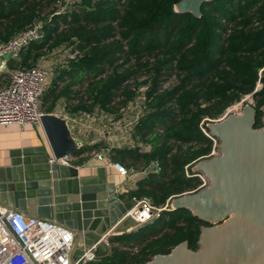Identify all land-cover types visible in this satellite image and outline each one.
I'll use <instances>...</instances> for the list:
<instances>
[{
  "label": "trees",
  "instance_id": "1",
  "mask_svg": "<svg viewBox=\"0 0 264 264\" xmlns=\"http://www.w3.org/2000/svg\"><path fill=\"white\" fill-rule=\"evenodd\" d=\"M179 1L0 0V44L42 23L41 38L18 58H10L8 69L37 66L62 45L82 54L69 57L56 74L42 97L45 113L53 112L66 97L78 99L72 113L99 109L107 117L115 113V119L124 118V105L138 94L127 85L129 79L138 72L151 73L146 91L149 110L130 127L131 137L151 144V149L113 147L117 153L111 155L127 167L157 164L128 196L148 197L159 207H169L172 199L202 183L199 175H192L198 173L192 167L213 150V138L203 131H211L209 119L222 116L255 91V127L264 126V0L207 1L200 17L176 11ZM257 21L263 24L258 29L252 27ZM133 57L135 64L128 65ZM170 69L177 72L179 83L162 88L172 75ZM84 79V90H74ZM67 80L61 87L59 82ZM258 81L262 88L256 90ZM120 93L124 99L117 103ZM98 147H81L74 154ZM169 208L138 230L113 236L112 254L86 264H144L183 241L198 249L202 227L210 223L188 208ZM120 244L138 250L132 255Z\"/></svg>",
  "mask_w": 264,
  "mask_h": 264
},
{
  "label": "water",
  "instance_id": "2",
  "mask_svg": "<svg viewBox=\"0 0 264 264\" xmlns=\"http://www.w3.org/2000/svg\"><path fill=\"white\" fill-rule=\"evenodd\" d=\"M207 1L213 0H180L175 10L200 17ZM11 56L0 53V73L7 71ZM256 114L255 106L247 105L208 125L220 141L219 154L197 162L193 170L209 185L172 203V209L188 208L210 223L202 227L199 248L183 241L144 264H264V126L255 127ZM41 127L45 139L39 145L11 150L10 163L0 167V202L72 229L73 260L79 264L95 244L97 258L112 254L111 232L136 223L132 217L121 221L135 200L121 197L105 166L81 175L78 166L58 161L83 147L68 118L44 112Z\"/></svg>",
  "mask_w": 264,
  "mask_h": 264
},
{
  "label": "built area",
  "instance_id": "3",
  "mask_svg": "<svg viewBox=\"0 0 264 264\" xmlns=\"http://www.w3.org/2000/svg\"><path fill=\"white\" fill-rule=\"evenodd\" d=\"M41 36L42 23H37L9 42L0 44V53L10 52L11 58H18L24 48L32 41L40 39ZM7 72L8 83L6 86H0V124L41 125V117L44 113L41 102L49 86L51 75L49 69L37 65L30 68H7ZM231 113L235 111L228 108L219 119H209L212 121L210 123L219 122ZM206 134L218 141L211 133ZM218 154L219 142L216 143L209 157ZM96 156L103 158L102 153H97ZM71 159L72 157L66 156L58 161L70 163ZM53 161L52 159L51 162ZM113 166L123 181L130 177L131 171L126 166L118 162ZM149 167L143 168L141 173L147 175L150 171ZM192 175H199L202 179L198 189L209 185V180L204 174ZM133 200L135 205L126 212L121 221L132 217L138 224L150 222L168 206H156L148 197H135ZM125 228L126 231H118L116 228L111 235L130 232L133 226ZM75 240V232L67 226L42 217L28 216L21 210L0 202V264H79V261L73 260ZM108 244L113 245L111 241H108ZM95 248L96 244L91 247L90 252L85 254V264L98 259L92 252ZM135 250H138L137 247Z\"/></svg>",
  "mask_w": 264,
  "mask_h": 264
},
{
  "label": "crops",
  "instance_id": "4",
  "mask_svg": "<svg viewBox=\"0 0 264 264\" xmlns=\"http://www.w3.org/2000/svg\"><path fill=\"white\" fill-rule=\"evenodd\" d=\"M1 74L2 72L0 73V76ZM55 76L49 78L48 88L51 86L53 80L55 79ZM67 82H69V80H67L66 82H59V84L62 87ZM7 83L8 78L5 81L0 79V86H6ZM73 89L77 90V85H74ZM77 102L78 99L76 98L68 99L66 97H63L57 102L54 111L51 113H55L69 119L73 134L75 136H78L82 140L83 147H95L97 145H99V147L94 148L93 150L85 151L84 153L78 155L74 154V156L70 160V163L80 168L81 175L96 174L100 166H105L108 177L110 178L109 180H116L118 191L121 194V197L124 200H131L128 196L129 191L136 189L138 182L146 176L145 173H141L143 168L139 171L134 167H128V169H130L131 171V175L128 179L123 181V178L118 174L117 169L113 166V164L116 162L112 159L111 155L107 154L108 152H106L109 150L108 147L104 149V147L102 148L100 145L102 141H107V144L113 147H117V143L123 137L122 131H118V135L116 134L115 130L118 127L116 123H113V132L110 131V128L107 130L97 128V123H90V121L85 120V111L72 113L71 109ZM93 120H97V118ZM124 125L126 127L128 126L126 124ZM40 138H42L43 140L45 139L41 125H34L31 123L0 124V167H3L10 163L9 153L11 150L39 145L41 143ZM101 149L104 151L102 152ZM97 153H102L103 158H98L96 156ZM126 230V228L121 230L118 229V231ZM132 230H134V227ZM110 251H112V248Z\"/></svg>",
  "mask_w": 264,
  "mask_h": 264
},
{
  "label": "rangeland",
  "instance_id": "5",
  "mask_svg": "<svg viewBox=\"0 0 264 264\" xmlns=\"http://www.w3.org/2000/svg\"><path fill=\"white\" fill-rule=\"evenodd\" d=\"M74 1H76V0H70V4ZM64 8H65V6H63V9ZM232 25H234V23H232ZM229 26L231 27V25H229ZM261 26H263V24L260 23L259 21L255 22L252 25V27L257 28V29L260 28ZM230 32H231V29L228 30V34ZM226 34H225V32L223 33V35H225V36H226ZM71 48L72 47H68L67 45H62L61 47L55 49L54 51L44 55L40 59V61H39L40 64L38 63V65L45 66L50 71V74H51L50 77L51 78L54 77L58 73L59 70H61L62 68L67 66V60L69 59V57H73L75 55H82V54H77V52L73 54ZM135 62H136V59H135V57H133L131 59V62L128 63V65L129 64L134 65ZM170 71L172 72V75L162 82V84H161L162 88L173 87L174 85L179 83V78L177 76V72L175 70H171V69H170ZM261 72H262V70L260 71V73ZM150 76H151V73L138 72L135 76H133L132 78L129 79L127 85H129L130 88L133 90L137 89L138 94L135 97V99L129 101L128 104L124 105V106H126L124 108V111H123V113H125L124 118L114 120L115 117L118 116V114L113 113L112 115H110V117H107L106 113H104L102 110L96 109L95 112L92 114L85 113V120L90 121V123H97L98 124L97 128H100V129L107 130L110 128V131H112V132L114 131L113 123H116L118 125V127L115 130L116 134L118 135V131H122V136H123L122 139L117 143L118 144L117 147L128 146V147L134 148V147L138 146L139 150L141 152L149 151L151 149V144H149V143L147 144L146 142H141V143L136 142V140L131 137L132 136V130L130 127H131V125L133 127L134 123H136L138 121V119H140L143 116V114L147 110H149L148 105H149L150 99H147L146 91L151 84V78H149ZM7 78H8V72L7 71L3 72V74L0 76V79L3 81L7 80ZM144 81H147V82L142 83L140 86H137L138 83L144 82ZM86 83H87V81H85V79H84V81L81 84L77 85V89L84 90V88L87 85ZM261 88H262V83L260 81H258L256 90L261 89ZM122 99H124V95L122 93H120V96H119V98L116 99V102L119 103ZM247 105L255 106V100L252 96H250V94L244 96L241 100L237 101L236 103L231 105L229 108L232 111H235V113H241L243 111L244 107ZM231 114H233V113H231ZM220 117H218L216 119H219ZM96 118H97V120H93ZM124 124H126L128 126L126 127ZM203 131H204V133L208 132L207 129H204ZM119 139H120V137H119ZM216 140H218V139H216ZM106 142L107 141H102L100 145L102 148L104 147V149L106 147H108L109 150L106 151V152H108L107 154L111 155L113 153L114 154L117 153L116 151L112 150L113 146L107 144ZM217 142L220 143L219 140L218 141L214 140L213 149H214V146L216 145ZM174 148H175V150H177V148H179L178 144L174 145ZM103 151L104 150H102V152ZM111 157H112V155H111ZM196 164L197 163H195V165ZM195 165L192 167V170L194 169ZM149 166H148L149 170L153 171L154 168L156 167V163L152 162ZM131 167H134L135 169L140 171L142 169L141 167H143V166L138 165V166H131ZM131 167H129V168H131ZM150 171H149V173H150ZM198 188L195 190L187 191L184 194L190 193V192H195L196 190H198ZM174 199H172L169 207H172V203L174 202ZM169 207L167 206L164 209H170ZM156 218H154V219H156ZM150 222L141 223V224L133 223L132 225L134 227V230H132V231H136L140 227H142V226H144ZM119 229L120 230L125 229V227L120 226ZM119 247L125 251L132 253V255H134L135 252H137L135 250V247L131 246V245L125 246L123 244L122 245L120 244Z\"/></svg>",
  "mask_w": 264,
  "mask_h": 264
}]
</instances>
